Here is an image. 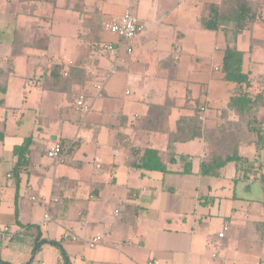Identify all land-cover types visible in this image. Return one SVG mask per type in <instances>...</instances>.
Here are the masks:
<instances>
[{"label": "crops", "instance_id": "0c3cea01", "mask_svg": "<svg viewBox=\"0 0 264 264\" xmlns=\"http://www.w3.org/2000/svg\"><path fill=\"white\" fill-rule=\"evenodd\" d=\"M248 1L260 20L239 34L229 22L219 32L202 27L223 0H0V232L10 231L0 237V264H264V185L236 184L234 164L203 176L204 139L170 143L195 107L205 108L207 130L225 123L220 112L238 92L222 81L227 47L243 53V72L264 93V0ZM131 4L143 28L133 53L92 51L93 41L119 42L102 26ZM63 42L71 45L61 50ZM70 63L73 80L57 83L51 70L62 67L65 77ZM220 86L227 99L217 103ZM79 93L87 114L76 111ZM167 106L161 128L152 110ZM28 139L30 166L18 184L14 150ZM60 141L70 148L64 164L47 156ZM149 150L167 173L135 167L134 152ZM240 154L254 160L257 150L242 145Z\"/></svg>", "mask_w": 264, "mask_h": 264}, {"label": "trees", "instance_id": "16d2710c", "mask_svg": "<svg viewBox=\"0 0 264 264\" xmlns=\"http://www.w3.org/2000/svg\"><path fill=\"white\" fill-rule=\"evenodd\" d=\"M24 1H38L45 4L55 3L57 0ZM259 20L256 11H254L248 0H223V6L209 7L208 16L201 20V24L207 32H219L222 30L223 23L229 22L235 25L237 33L240 34ZM119 42L114 46H118ZM103 45L96 43L97 49L101 52ZM224 53V61L221 67L222 81L226 84L234 85L238 91L236 95L230 98L227 108L220 112L225 123L212 131L207 130L203 121L200 120V109L195 107L192 117L180 119L177 133L170 135V143L204 139L210 148V153L201 164L200 172L203 176L214 177L216 171L234 164L237 169L236 184L252 180L264 185V175L261 173L264 170V93L254 85L250 74L243 72V53L232 50L230 47H227ZM102 55L106 56L103 52ZM63 72L64 69L62 67L56 66L51 70L50 74L57 83L68 84V82L73 80L75 72L72 73L69 70L67 77H64ZM2 89L5 91V88ZM169 112V106L165 107V109L155 108L152 110V115L157 114L160 117L157 122L162 125L160 126L161 128L166 125ZM230 115H233L234 118L231 119ZM60 144L62 145L63 155L66 156L70 150L69 145L64 141H60ZM31 145L32 141L28 139L22 146L16 147L14 150V155L18 158V162L13 171V176L18 184L21 173L30 166ZM242 145L256 148L257 155L254 160L241 156L240 148ZM134 156L138 157L136 168L148 172H168L167 166L158 151L149 150L143 156H140L139 152L135 151ZM181 161L187 164L186 173L190 174L188 159L181 158ZM168 163L171 165L176 164L174 155L169 158Z\"/></svg>", "mask_w": 264, "mask_h": 264}, {"label": "built area", "instance_id": "2783aa9c", "mask_svg": "<svg viewBox=\"0 0 264 264\" xmlns=\"http://www.w3.org/2000/svg\"><path fill=\"white\" fill-rule=\"evenodd\" d=\"M104 33H109L119 39V45L114 46L112 44H104L102 46V52L108 57H111L113 59H116L120 50L125 49L128 54L133 53L134 49V42L136 37L142 32V24L138 20V18L134 14V6L131 4L128 9L125 11V13L117 20H114L110 23L103 24L102 26ZM74 67L73 63H70L67 66L65 77L69 74V69ZM100 93L102 91V88H99ZM99 93V95H101ZM91 106L88 103L87 97L84 94H79L76 100V111L80 114H87L91 111ZM205 108L200 109V120L204 121L205 119ZM47 156L49 159L55 161L57 164H64L66 161V156L63 155L62 151V145L60 142L55 143L47 152ZM34 202H37L36 198H33ZM41 203L45 204L46 200L43 198L41 199ZM51 203H58V200L54 199ZM50 216L46 215L45 220H50ZM230 231V225L225 224L222 231L219 233L220 239H225L226 234ZM8 228H3L0 232V237L2 239H6L9 234ZM65 239H71L72 241H77L78 238L75 236H72L70 234L65 235ZM102 242V239L100 237H97L93 239L91 242L88 243V246L93 249L96 248L100 243ZM146 264H159L157 260H150Z\"/></svg>", "mask_w": 264, "mask_h": 264}, {"label": "rangeland", "instance_id": "374dc122", "mask_svg": "<svg viewBox=\"0 0 264 264\" xmlns=\"http://www.w3.org/2000/svg\"><path fill=\"white\" fill-rule=\"evenodd\" d=\"M1 7H4V4H1ZM53 10H54V7L53 6H50L48 11L51 12V15L53 14ZM134 10H135V7H134ZM59 17L58 19H60L61 17L65 18V16L63 15V13L59 12ZM134 14H135V11H134ZM58 19H55L53 21L54 25L56 24L54 30L56 31V28H60L62 29V26H60V23H56V20ZM64 28H69L70 30H72L73 32H71L70 35H74V26L73 27H68V25H65ZM101 28H99L100 30ZM73 33V34H72ZM77 33V32H76ZM68 39H70L71 37H66ZM95 42L96 41H93V44H92V51L96 52V54H100V51L97 49L96 45H95ZM77 44V43H76ZM71 45V42L67 43V42H63V43H56V46H60L61 47V50H66L69 46ZM57 53L58 55L60 54L59 51H54V53ZM101 55V54H100ZM213 98L215 99V101L217 103H222V102H225L226 99H227V92L225 91V87H222L220 86V88L218 89L217 92H215V94L213 95ZM263 158H264V155H263ZM43 263L47 264L44 260H42Z\"/></svg>", "mask_w": 264, "mask_h": 264}]
</instances>
